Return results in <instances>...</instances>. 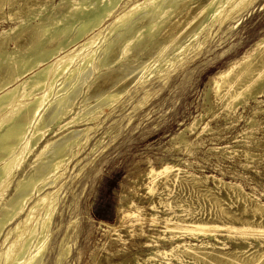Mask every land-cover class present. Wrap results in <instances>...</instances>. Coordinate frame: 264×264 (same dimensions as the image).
Returning a JSON list of instances; mask_svg holds the SVG:
<instances>
[{
    "label": "bare ground",
    "instance_id": "6f19581e",
    "mask_svg": "<svg viewBox=\"0 0 264 264\" xmlns=\"http://www.w3.org/2000/svg\"><path fill=\"white\" fill-rule=\"evenodd\" d=\"M255 1L58 0L47 4V0H0V6H10L8 19L15 22L13 28L0 33V264H43L58 190H53V186L45 189L42 183L50 180L53 185L63 178L67 161L85 146L89 135L101 124L97 121L99 116L107 114L125 93L132 73L137 69L144 73L154 66L158 69L156 75L160 73L159 78L167 82L178 57L182 56L177 59L181 61L185 55L196 56L209 35L233 27ZM182 40L194 43L183 48ZM168 51L179 52L177 58L173 55L169 58ZM143 55H148L144 63L140 62ZM148 79L137 82L143 86ZM211 82L225 113H234L247 98L256 100L257 96H264V37L241 59L212 77ZM148 96L145 92L137 106ZM258 111L264 113V108ZM79 125L83 128L78 133L85 138L80 145L77 143L81 138L76 141V132L71 131ZM50 131L68 133L62 142L54 143L52 137L46 138ZM181 135L179 139L184 142ZM74 144L78 150L67 157V149ZM180 171L169 165L158 172L151 169L147 174L148 191H155L160 182V190L171 196V187ZM193 179L200 182L197 177ZM11 183L13 186L7 193ZM220 185L239 199L247 197L236 186L221 182ZM203 192L205 195L208 190ZM250 200L254 213L264 218V204L257 198ZM214 205L222 215L230 216L217 198ZM37 210L41 211L38 218ZM131 217L134 213L122 215L121 227L132 233L146 232V226L156 224L147 225L138 217L127 223ZM163 221L161 232L168 234L164 237L170 241L169 248L152 250L148 260L153 264H161L158 258L186 264H264V249L249 253L237 246L226 254L217 251V245L211 242L214 239L219 243L217 235L226 232L229 238L243 241L252 238L264 245V225L235 226L223 221L196 220L186 227L174 226L171 219ZM67 254L63 239L58 245L56 262Z\"/></svg>",
    "mask_w": 264,
    "mask_h": 264
},
{
    "label": "rangeland",
    "instance_id": "374dc122",
    "mask_svg": "<svg viewBox=\"0 0 264 264\" xmlns=\"http://www.w3.org/2000/svg\"><path fill=\"white\" fill-rule=\"evenodd\" d=\"M51 1L47 0V4L58 2ZM9 8L8 4L0 6V33L14 27L15 22L8 19ZM233 27L224 28L218 35H209L211 38H206L203 50L194 57L191 53L180 61L182 56L179 60L176 57L179 52L168 51L169 58L173 55L177 59L167 82L159 78L160 73L156 75L158 69L154 66L144 73L140 69L134 71L128 79L130 84L125 85V93L107 114L99 116L97 121L101 124L89 135L85 146L67 161L63 178L53 185L50 180L42 183L45 189L53 186V190H58L43 264H153L148 260L152 250L169 248L170 241L164 237L168 234L161 232L165 218L171 219L174 226L186 227L196 220L223 221L235 226L264 225V218L254 213L250 200L257 198L264 204V113L258 111L264 108V103H257L264 101V96L259 95L256 100L247 98L234 113H225L224 104L216 100L211 82L212 77L241 59L264 37V0H256ZM181 42L183 48L194 43ZM147 56H141L140 62L147 61ZM184 61L187 63L178 67ZM146 79L143 86L139 85V80ZM145 92L148 98L137 106ZM82 128L79 125L71 129L76 132L73 133L76 141L81 138L79 145L85 141L78 133ZM49 133L47 139L52 137L54 143H60L68 132ZM180 133L184 142L180 140ZM97 141L98 145L90 152ZM77 144L67 149V157L78 150ZM162 165L181 170L171 187L170 197L160 190V182L152 193L147 189L148 172L151 169L158 172ZM193 177L200 182H194ZM220 182L236 186L246 199L237 198ZM12 186L13 183L7 193ZM206 189L208 193L204 195ZM215 198L230 216L219 212L214 205ZM39 212L35 217L40 216ZM127 212L134 213V217L127 218V223L138 217L147 225L156 224L146 226V232L132 233L121 227V217ZM183 219L184 224L177 223ZM116 227L119 229L115 230ZM217 238L219 243L214 239L211 242L217 245V251L226 254L237 246L249 253L264 249L263 244L252 238L232 239L226 232L219 233ZM63 239L68 254L57 263L58 245ZM183 239L189 241L187 237ZM191 242L197 243L194 239ZM158 262L186 264L161 258Z\"/></svg>",
    "mask_w": 264,
    "mask_h": 264
}]
</instances>
